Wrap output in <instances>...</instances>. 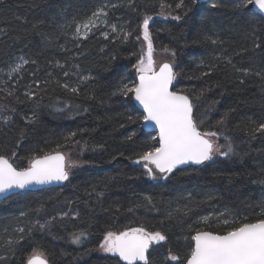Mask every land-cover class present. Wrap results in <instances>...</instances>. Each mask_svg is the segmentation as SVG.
Here are the masks:
<instances>
[{"label": "trees", "instance_id": "16d2710c", "mask_svg": "<svg viewBox=\"0 0 264 264\" xmlns=\"http://www.w3.org/2000/svg\"><path fill=\"white\" fill-rule=\"evenodd\" d=\"M212 2L185 15L176 8L179 0H0V155L18 170L33 157L55 152H75L72 157L81 163L62 188L0 202V264H26L34 252L49 264H122L96 251L107 232L139 227L167 236L150 250L155 264H185L197 229L222 233L223 218H261L264 136L252 139L248 128L250 121L264 122V79L254 74L264 68V52L257 50L252 63L254 54L242 51L251 43L232 11L236 0H219L226 5L220 9H212ZM101 9L95 27L77 36V23ZM176 15L182 19L149 25L154 52L168 49L177 73L172 90L190 98L197 126L199 116L212 118L206 131H222L234 154L163 181L131 165L158 146L156 134L143 132L142 119H127L143 116L131 94L112 93L121 82L136 83L144 19ZM205 16L216 26L215 35L209 34L222 44L202 41ZM260 37L264 42V31ZM225 49L233 63L253 74L244 77L221 65L202 75L208 68L201 61L207 64ZM17 65L22 68L12 72ZM80 233L81 243L74 245ZM169 250L177 261L168 259Z\"/></svg>", "mask_w": 264, "mask_h": 264}, {"label": "snow or ice", "instance_id": "6c2138e0", "mask_svg": "<svg viewBox=\"0 0 264 264\" xmlns=\"http://www.w3.org/2000/svg\"><path fill=\"white\" fill-rule=\"evenodd\" d=\"M199 0H179L176 8L185 10L184 14L192 11L193 6L198 5ZM170 7V6H169ZM210 7L220 9L226 5L213 0ZM255 8L257 11L249 17V9ZM232 11L238 16L242 26H246L242 32L243 39L250 41L251 47L242 48L243 52H252L254 55L249 57L250 62L255 63V53L257 50L264 52V42H261L260 32L264 31V0H236L232 5ZM103 10L92 13L86 21L77 23L76 35L79 36L81 29L84 35L95 27V21L102 14ZM174 20H181L180 15L172 17ZM149 18L143 21V37L147 42V61L142 56L137 65H134L137 72L138 83L125 84L121 82L112 95L129 94L143 108V116L134 118L128 116L129 121L142 119L145 123H151L158 129V136L152 137L158 141V146H152L147 151L139 155V160L145 161V169L149 177L155 179L153 171L161 174L172 173L180 165L194 164L204 165L211 161L217 154L226 158L234 154L231 142L225 145H217L209 137L218 136L216 132L202 133L193 118L194 106L190 98L180 92L171 91L170 85L177 77L172 64L163 63L159 70H155V60L153 58V45L148 33ZM202 25L208 28L203 33L202 41H210L213 45L222 44L223 41L213 39L215 35V24L208 16L202 17ZM115 31V29H113ZM212 32V35L209 34ZM129 33H124L127 40ZM139 39V37H137ZM202 41H196L200 43ZM165 52L168 49H164ZM226 49L215 55L212 61L201 64L208 68L202 75H210L221 68L223 65L230 68L233 73L247 77L252 73L250 67H239L233 63L232 55L225 54ZM240 55L239 52L234 53ZM23 59V58H21ZM28 63V61H24ZM22 65L12 68V72H17ZM264 79V68L254 73ZM68 74L65 73V76ZM88 79V78H83ZM243 79L240 83H244ZM69 88L67 84L63 85ZM70 91L77 93L76 87H71ZM87 109H85L86 111ZM227 116V113L225 114ZM6 118V122H7ZM123 126V125H121ZM249 135L255 139L257 135L264 136V122L250 121L248 128ZM72 136L75 133L71 134ZM134 135V133H133ZM132 137L129 136L128 139ZM221 148L226 149L221 151ZM15 155V152L13 153ZM78 166L76 162H66L65 156L59 152L55 154H44L43 156L33 157L29 166L18 170L9 162L4 155H0V194L12 192L15 189H25L32 184H46L53 181H67L70 169ZM171 216V213L169 214ZM221 214L220 218H223ZM218 218V219H220ZM209 218H204L207 223ZM225 231L222 233L211 230L197 229L195 235L191 236L193 242L190 252L186 258V264H264V211L261 218L255 222H248L245 217L243 220L231 221L227 218L222 220ZM41 228L44 225L40 226ZM22 231V230H21ZM83 233L75 235L72 243H81ZM167 242V236L160 231L148 232L143 227L130 228L126 231L107 232L99 247L105 253L119 257L124 264H155L149 252L150 246ZM168 259L177 261L178 256L173 255L169 250ZM27 264H48L46 259L39 257L30 258Z\"/></svg>", "mask_w": 264, "mask_h": 264}, {"label": "water", "instance_id": "95a60500", "mask_svg": "<svg viewBox=\"0 0 264 264\" xmlns=\"http://www.w3.org/2000/svg\"><path fill=\"white\" fill-rule=\"evenodd\" d=\"M209 0H199V3H198V5H196V7L197 6H199V5H201V4H205V3H207ZM252 9V11L253 12H256L257 10L255 9V8H251ZM153 20H157V21H169V20H173V18H160V17H153V18H149V23H148V27H149V25L152 23V21ZM143 28V27H142ZM144 31V29H142L141 30V32H143ZM142 38L144 39V37H143V35H142ZM145 41V40H144ZM145 47H146V49H145V54H144V59H145V62L147 61V56H146V52H147V42L145 41ZM153 52H154V48H153ZM141 58V57H140ZM140 60V59H139ZM175 65H173V69H174V71H175ZM155 70H159V66L157 67V68H155ZM137 72H136V70H135V82L136 83H138V79H137ZM175 81V80H174ZM174 81H173V83H172V85H170V90L171 91H173L172 90V88H173V86H174ZM131 102H132V104H133V106L138 110V111H140L141 113H142V115H143V108H142V106L137 102V101H135V99L131 96ZM141 129L143 130V132H145V133H154V134H156V136H158V129L153 125V124H151V123H145V122H142V125H141ZM158 142V141H157ZM55 154V153H54ZM139 159H137V160H135V161H133L132 163H131V165L132 166H138V165H141V166H143V168L145 169V167H144V165H145V161H142V160H140L138 163H137V161H138ZM207 163V162H206ZM205 163V164H206ZM199 166H202V165H194V164H186V165H180V166H178L176 169H174L173 170V172L172 173H174V172H176V171H179V170H184V169H187V168H190V167H193V168H196V167H199ZM150 167H153V171L154 172H156V173H158L159 175H162L163 176V178H162V180L164 181L165 180V178L168 176V175H170V174H172V173H168V174H166V176H165V174H161V173H159L158 171H155V169H154V166H151L150 165ZM146 170V169H145ZM150 179H151V177H149ZM68 181V180H67ZM67 181H62V182H56V181H53V182H50V183H46V184H32V185H30V186H28V187H26L25 189H15V190H13L12 192H9V193H5V194H0V202L1 201H3L4 199H6V198H8L9 196H12V195H16V194H19V193H22V192H35V191H43V190H50V189H59V188H62V187H64V185H65V183L67 182ZM192 244H193V242H192ZM154 246V245H153ZM151 247L152 246H150V249H151ZM150 249H149V251H150ZM34 257H39L40 259H45L44 257H42V256H34ZM114 258H117L118 260H119V257H117V256H113ZM31 258V257H30ZM29 258V259H30ZM33 258V257H32ZM28 259V260H29ZM27 260V261H28ZM120 261V260H119ZM122 264H124V262L123 261H120ZM26 264H27V262H26ZM49 264V263H48ZM138 264H142V262H138ZM185 264H186V262H185Z\"/></svg>", "mask_w": 264, "mask_h": 264}, {"label": "rangeland", "instance_id": "374dc122", "mask_svg": "<svg viewBox=\"0 0 264 264\" xmlns=\"http://www.w3.org/2000/svg\"><path fill=\"white\" fill-rule=\"evenodd\" d=\"M97 21H95V23H96ZM148 33H149V30H148ZM84 35V29H83V31H82V34L80 33V36H83ZM142 35H143V32H141V38H142ZM142 45H143V50H142V52H141V57L143 56L144 57V54H145V49H146V47H145V41H144V39L142 38ZM153 58H154V60H155V68H157L158 66H160L161 64H163V63H170V64H172V66L173 65H175V60L173 59V57L170 55V54H168V53H166V52H162V53H156V52H153ZM181 93V92H180ZM182 94H183V92H182ZM198 106L199 105H196V108H198ZM195 108V109H196ZM197 112H198V109H197ZM212 120V118H210L209 116H204V118H201L200 116H199V120H198V126H199V128L201 127L202 129H204L205 131L204 132H208V131H206V130H208L209 128H208V124H209V121H211ZM195 121V120H194ZM196 123V122H195ZM197 124V123H196ZM214 132H216V133H218V136H215V137H209V139L210 140H212L215 144H217V145H225L226 143H228V142H231V144H232V141H231V139L230 138H228V136H225V135H223V132L222 131H214ZM232 146H233V149H234V144H232ZM226 149H224V148H221V151H225ZM62 155H64L65 156V159H66V162H76V159H74V157H72V156H75V152H60ZM54 154V153H53ZM226 157H224V156H221V155H219V154H217V155H215L214 157H213V159L211 160V161H214V160H216V159H225ZM74 160V161H73ZM211 161H208L207 163H209V162H211ZM206 163V164H207ZM76 164L78 165V166H80V162H76ZM29 165V164H28ZM73 171H75V168L74 167H72L71 169H70V175H69V177L71 176V174H72V172ZM163 178V176H161L160 175V177L158 176V177H156V180H160V178ZM84 238V237H83ZM103 241V240H102ZM74 244V243H73ZM74 245H78V244H74ZM96 253H97V255H99V256H106V257H113V255L112 254H110V253H105V252H103L102 250H100V247L98 248V250L96 251ZM34 256H42V254L41 253H39V252H34L33 253V255L31 256V258L32 257H34ZM43 257V256H42Z\"/></svg>", "mask_w": 264, "mask_h": 264}, {"label": "flooded vegetation", "instance_id": "af4514ba", "mask_svg": "<svg viewBox=\"0 0 264 264\" xmlns=\"http://www.w3.org/2000/svg\"><path fill=\"white\" fill-rule=\"evenodd\" d=\"M161 176H162V175H161ZM155 246H157V245H154V246L152 245L151 249H152L153 247H155ZM151 249H150V250H151ZM149 252H150V251H149Z\"/></svg>", "mask_w": 264, "mask_h": 264}]
</instances>
